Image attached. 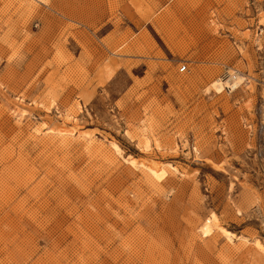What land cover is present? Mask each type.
<instances>
[{
    "label": "rangeland",
    "instance_id": "1",
    "mask_svg": "<svg viewBox=\"0 0 264 264\" xmlns=\"http://www.w3.org/2000/svg\"><path fill=\"white\" fill-rule=\"evenodd\" d=\"M0 264H264V0H0Z\"/></svg>",
    "mask_w": 264,
    "mask_h": 264
},
{
    "label": "bare ground",
    "instance_id": "2",
    "mask_svg": "<svg viewBox=\"0 0 264 264\" xmlns=\"http://www.w3.org/2000/svg\"><path fill=\"white\" fill-rule=\"evenodd\" d=\"M243 80V77L238 75L236 72H227V75L225 78H217L213 80L209 87L206 89L207 91L213 90L214 93L221 94L225 89L228 91L235 90L236 88L239 87ZM57 136L59 137V141L63 142L65 140V135L68 133H71V131H68L65 127L63 126H58L56 130ZM112 148L118 152L119 148L115 143H111ZM133 165V162H131ZM138 166H141L143 170H145V174L151 178L152 180L154 179H159L160 175L162 173V169L155 163L152 162H147V163H138ZM214 228H217L219 233L224 236L227 240L232 241V236L233 234L226 230L224 227H221L218 225V220L215 214H211L209 217H207L202 226H201V235L206 237L210 236L213 233ZM254 244L256 245L257 248L261 249L262 246L259 243V241L255 240Z\"/></svg>",
    "mask_w": 264,
    "mask_h": 264
},
{
    "label": "built area",
    "instance_id": "3",
    "mask_svg": "<svg viewBox=\"0 0 264 264\" xmlns=\"http://www.w3.org/2000/svg\"><path fill=\"white\" fill-rule=\"evenodd\" d=\"M186 70V65L183 64L179 67V72H184Z\"/></svg>",
    "mask_w": 264,
    "mask_h": 264
}]
</instances>
